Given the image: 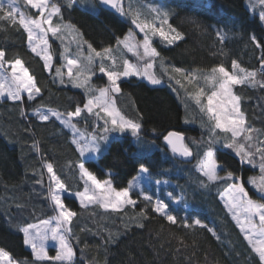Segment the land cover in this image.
<instances>
[{"label":"trees","instance_id":"obj_1","mask_svg":"<svg viewBox=\"0 0 264 264\" xmlns=\"http://www.w3.org/2000/svg\"><path fill=\"white\" fill-rule=\"evenodd\" d=\"M51 1L62 5L64 22L75 25L82 33L79 36L64 32L59 39L49 34L52 71L44 66L41 56L32 52L27 32L18 25L17 18L16 25L0 20V48L5 49L8 57L23 61L42 96L25 103L0 97V248L10 252L17 262L62 264L36 260L20 230L58 213L49 196L51 174L45 166L52 163L54 172L66 184L67 190L60 193L61 199L66 208L77 213L66 223L75 252L72 264H259L258 256L251 251L221 198L225 183L208 182L198 168V160L203 158L208 127L215 123L201 109V105L207 104V95L214 90V85L205 78L213 67L221 64L230 72L235 71L231 68L233 60L242 68L258 73L255 79L259 83L255 86L236 85L232 91L240 97L245 126L251 125L254 130L251 142L264 148V87L261 86L264 76L259 71L264 51L249 39L255 34L264 42V24L259 20L261 5L253 4V7L251 0H123L125 12L146 13L144 19L154 15L150 11L152 7L170 10L163 29L168 32L171 25L184 38L168 43L159 35L152 36V47L160 54L153 58L157 76L164 83L154 85L133 75L118 80L121 91L109 95L122 116L142 124V139L138 141L130 131L111 132L100 152H90L94 155L84 157L72 141L82 134L81 143H84L97 131L98 125L104 124L98 109L94 108L91 113L85 110L80 117L73 118L78 133L55 117L42 121L33 113L41 106L44 111L66 113L77 106L83 108L90 98L97 97L98 89L109 83L106 74L94 64V74L89 79L91 90L87 86L77 87L66 74L67 59H77L80 66L87 63L83 55L87 46L84 41L97 51L112 47L114 56H126L122 46L116 45V37L126 35L134 24L130 15L107 9L100 0H81L72 8L64 7V0ZM56 20L54 17V23ZM217 29L228 33L223 43L219 42ZM75 42L76 48H73ZM56 67L64 73L63 83L55 73ZM175 68L183 69L184 73H176ZM189 75L192 83L185 78ZM198 88L205 91L201 104L193 99ZM171 131L183 134L185 144L193 152L190 161L180 160L169 151L164 137ZM215 131L221 136L231 135L222 129ZM244 143L253 148L249 142L244 140ZM215 148L217 160L226 162L229 170L237 175L242 174L245 186L256 196L248 180L252 177L250 173H260L256 166L259 151L252 150L255 163L249 164L241 163L234 149L220 144ZM80 163L97 179L110 178L117 189L127 187L143 163L149 168V177L172 185L186 211L214 228L220 240L200 226L184 227L180 218L176 224L170 223L165 216L153 212L152 206L136 193L133 194L138 198L135 207L125 205L114 210L95 203L85 207L68 194L85 187ZM200 179L209 186L200 187ZM50 251L51 256L56 255V248Z\"/></svg>","mask_w":264,"mask_h":264},{"label":"snow or ice","instance_id":"obj_2","mask_svg":"<svg viewBox=\"0 0 264 264\" xmlns=\"http://www.w3.org/2000/svg\"><path fill=\"white\" fill-rule=\"evenodd\" d=\"M80 2L81 0H64V7L72 8ZM101 2L105 5H111L122 15H130L132 24L144 34L142 40H136L132 30H129L128 34L123 37H116V45H123L129 52L136 55L138 59H143L144 57L155 58L160 55L156 48L152 47V36L159 35L168 43H173L176 40H182L184 38L183 34L172 28L171 25H168V32L164 31L163 25L167 24L171 11L163 6L152 7L150 9L151 13L154 14L151 20H141L139 13L125 12L123 0H101ZM26 3L37 10L35 14L29 15L21 11L18 0H8L6 6L3 0H0V20H6L16 25V17L18 16V25L27 32V41L32 52L36 53L38 56L42 55L44 66L48 68L49 71H52V56L48 54V48L50 47L48 42L49 33L58 39L64 32H73L79 36H82V33L79 32V29H77L75 25L64 22L61 4H50L49 0H26ZM258 3L261 5L259 20L264 23V0H258ZM5 7H7V11H5ZM129 8H131L130 4ZM54 17L57 18L55 23ZM158 17L160 26L156 23ZM37 32L39 36H37ZM216 35L219 38V42L223 43L228 33L224 32L223 29H217ZM249 39L253 42L255 47L264 51V42L258 40L255 34H251ZM84 43L87 45L92 55L86 58L87 63L82 66H78L77 59H67L66 74L70 78V82L74 83L77 87L87 86V88L91 90V85L89 84L90 76L88 74H94L92 68L94 60L96 57H100L101 63L99 64V71L106 74L109 81L108 85L99 88V96L90 98L87 103L84 104L83 108L77 106L74 111L61 113L52 109H48L47 112H45L43 106H41L35 108L33 114L42 121H49L52 117H55L56 120L60 121L65 127L72 129L74 133H78L79 129L76 124L73 123V118L80 117L85 110L91 113L94 107L103 106V110L112 118L110 125L109 121L105 120L104 124L98 125L97 131H95L84 143H81V141L84 140L82 134L79 136V139H73L72 143L77 145L81 155L88 151L100 152L102 146L108 142L111 132L130 131L131 134L140 141L142 139L140 135L142 124L138 122V120H129L119 116V113L114 109H109L107 105H102V102L109 97L110 93H118L121 91V86L117 82L121 77L140 75L141 67L138 64H133L129 60L124 59L122 61V70H117L114 67L106 68L104 59L105 57L113 59L111 56L113 51L112 47H106L101 51H97L88 41H84ZM41 45H43V47H41ZM141 47L143 48L142 53L139 51ZM6 64H11L12 84L15 85L14 87L9 86L5 88L2 82L5 79L3 73L7 71L5 69ZM74 67H77L75 75L73 73ZM145 67L151 68L152 64L149 63ZM231 68L235 71L230 72L228 68L222 64L213 67L205 78L206 82H210L214 85V90L211 91L210 95H207V104L201 105V109L206 111L209 115V120L215 121V123L208 127V139L204 141L205 150L203 152V158L198 160V168L202 172L203 177L207 178L208 182L225 183V191L229 200L227 205L228 210L232 212L233 218L236 220L237 224H242L241 216H243L244 221L241 231L245 233L244 238L251 246V251L258 256L259 264H264V202L253 200L249 197L243 182H235L240 181L241 177H239L235 171L229 170L226 162H219L216 155L215 146L220 144L224 148L234 149L241 163L245 161L249 164L255 163L253 151L251 149L246 150L245 143L237 140V137L243 136L245 141H251L253 139L252 132L254 130L251 128V125L245 126L246 117L240 107V97L234 95L232 89L236 85L252 84L255 86V84L259 83L255 79L258 73L242 68L237 60L231 62ZM18 69L21 70L22 74H17ZM175 72L183 73L184 70L175 68ZM55 73L57 76L61 77V83H63L64 73L61 72V68L56 67ZM144 74L148 76L152 84L161 83L160 79L154 74L149 75L147 72ZM260 75L264 76V56H261L260 60ZM185 78L189 83L193 82L192 76L189 75ZM177 83H180V81L177 80ZM217 85L218 87H215ZM261 86L264 87V84H261ZM23 93H27V96L24 97L22 95ZM204 95V89L198 88L193 93V99H195L197 104H201V97ZM0 97L19 103L36 101L37 97H41L42 99L41 90L36 86L35 79L28 75L27 68L23 67V61L17 57H8L3 48H0ZM96 115L98 116L99 113H96ZM216 129H222L224 133H231V135H218L215 131ZM164 140L171 146L173 153H179L181 156L185 157L193 155V152L184 143L182 133L169 132L164 137ZM257 150L260 154V172L264 173V148H259ZM197 155H199V152H197ZM45 166L47 172L51 174L49 196L55 207L59 209L58 215L55 218L57 224L50 229V237L47 233L39 235V239L41 240L40 244L36 243V237L30 232V229L34 227L33 225L22 227L20 230L25 234L24 242L32 248L36 260H53L60 261L62 264H72L75 252L72 246L67 242L66 235L61 233V228L65 223H70L71 219L75 217L77 213L66 208L61 199L60 193L67 190L66 184L54 172L53 164L46 163ZM139 167L142 172H149V168L143 163H140ZM79 168L83 176L86 177L85 187L83 191L76 192L74 195L80 198L81 203L84 204L85 207H87V204L92 203L99 204L104 208L111 207L114 210H120L125 205L135 207L137 201L131 197V189L137 186L134 182H130L127 187L117 190V188L113 187L111 179L103 181L97 179V177L85 167L84 163H80ZM221 172H223L224 175H220L219 173ZM111 175L113 174L109 173V176ZM37 182L39 183L40 181ZM162 182L166 181H157V183ZM248 182L256 186L261 193H264V175L261 176L259 182H257L255 177L249 178ZM198 183L202 188H207L209 186L203 179L198 180ZM139 194L143 196V200L147 202L148 205L152 206L153 212L165 216L167 221L172 224L177 223V217L168 211V204L159 199L153 201V197L147 194L142 187ZM169 195L171 196L172 193H169ZM141 215H144L143 211ZM257 216L259 217V223H257L255 219ZM44 223L48 224L49 222L44 221ZM194 226H200L206 229L217 240L221 238L214 228L209 227L207 224H203L200 219H195L192 223L184 224L186 228H192ZM67 231H70V229L65 227L64 233ZM49 238L59 240L60 250L57 251L55 256H49L45 249L44 241ZM0 261H3L4 264H27L26 261L17 262L12 257L11 253L3 248H0Z\"/></svg>","mask_w":264,"mask_h":264},{"label":"rangeland","instance_id":"obj_3","mask_svg":"<svg viewBox=\"0 0 264 264\" xmlns=\"http://www.w3.org/2000/svg\"><path fill=\"white\" fill-rule=\"evenodd\" d=\"M251 1H252V5H253V4H254V5H260V4L258 3V0H251ZM3 2H4V4H5V6H6L7 3H8V0H3ZM18 3H19V5H20V9H21V11H24L26 14L32 15V14H35L36 11H37L36 9H33L30 5L27 4V3H26V0H18ZM49 3L51 4L52 1L49 0ZM249 5L251 6V4H249ZM5 11H7V7H5ZM260 12H261V10H259V13H260ZM145 15H146V13H145L144 15L139 14L140 19H141V20H144V16H145ZM16 18L19 20V17H18V16H17ZM147 19H148V20H151V17H148ZM156 23H157L158 26H160V20H159V17L157 18ZM263 24H264V23H263ZM164 25H165V24H164ZM164 25H163V26H164ZM131 30L133 31L136 40H142V39H143L144 34L141 33V32L139 31V29H137V28L135 27V25H134V28L131 29ZM36 34H37V36H39V33H38V32H37ZM49 34H50V33H49ZM127 34H128V33H127ZM127 34H126V35H127ZM48 36H49V35H48ZM151 39H152V37H151ZM48 42H49V39H48ZM49 44H50V43H49ZM76 44H77V43L75 42L74 45H73V48H76V47H75ZM121 46H122L123 50L125 51L126 56L118 58V57L114 56V55L111 53V56L113 57V59H109V58H107V57H105V59H104V64H105V67H106V68L114 67V68H116L117 70H122V61H123L124 59H127V60H129L131 63H133V64H138V65L141 67V74H140V75H134V76L141 77V78L145 79L146 81H148L149 83H151V82H150V80L148 79V76L144 74L145 72H147L149 75H153V74H154V75L158 78V76H157V68H156V65L154 64V59H153L152 57H144L143 59H138L137 56L134 55L132 52H129V51L127 50V48H124L123 45H121ZM41 47H43V45H41ZM70 48H71V47H70ZM84 50H85L84 53H83L84 57L87 58L89 55H92V53L90 52V50L88 49L87 46L84 48ZM38 51H39V49H38ZM139 51L142 53V52H143V48L141 47V48L139 49ZM48 54H50L49 48H48ZM41 57H42V55H41ZM70 59H72V58H70ZM114 61H115V63H114ZM100 63H101L100 57H96L95 60H94L93 65H94V64H97V65L99 66ZM149 63L152 64V67H151V68H146L145 66H146L147 64H149ZM78 66H80V65H79V61H78ZM23 67H24V66H23ZM24 68H25V67H24ZM66 68H67V65H66ZM161 68H162V67H161ZM5 69H6L7 71H5V72L3 73L5 79H4L2 82L4 83L5 88H8L9 86L14 87L15 85L12 84V68H11V64H7V65H5ZM162 69H163V68H162ZM76 72H77V67H74V68H73V73H74V75L76 74ZM183 73H184V72H183ZM17 74H22L21 70L18 69V70H17ZM28 75H29V74H28ZM29 76H30V75H29ZM89 76L91 77L92 74L89 75ZM122 78H126V77H121V79H122ZM158 79H160V81H161V83H159V84L164 83V80H162L161 78H158ZM151 84H152V83H151ZM211 84H212V83H211ZM155 85H158V84H155ZM24 94L27 95V93H23L22 95H24ZM98 96H99V95H98ZM98 96H97V97H98ZM102 105H107V107H108L109 109H114L117 113H119V116H122V115L120 114V112L117 110V108L115 107L114 103L109 99V97H107V98L102 102ZM94 108H96V109H98V110L100 111L101 115L103 116V121L108 120V121H109V125H110V122H111V119H112V118L109 117V116L107 115V113L103 110V106H101V107H94ZM94 108H93V109H94ZM45 112H47V111H45ZM122 117H124V116H122ZM124 118H125V117H124ZM125 119H127V118H125ZM243 139H244L243 136H241V137H237V140L240 141V142H242V143H244V140H243ZM86 141H87V140H86ZM248 142L250 143L251 146H253V148H251L250 146H249V147H246L247 144H245V149H246V150L251 149V150H253V151H256L257 149H259V148L254 144V141H253V142H251V141H246V143H248ZM247 146H248V145H247ZM90 152H91V151L85 152V153L83 154V156H84V157H89V156H91V155H94V154H92V153H90ZM95 153H96V152H95ZM257 154H258V160H259V161L256 163V166H257V168L260 170V168H259V164H260V154H259V152H258ZM81 172H82V171H81ZM219 174H220V175H224L223 172H221V173H219ZM250 174H251L252 177H255V178H256L257 182H259L261 176L264 175V173H261V172L258 173V174H257V173H250ZM238 176L241 177V180H240V181H235V182H237V183H239V182H243L242 174H239ZM82 177H83V181H84V184H85L86 177H84L83 174H82ZM106 179H110V178H106ZM106 179H104V180H106ZM101 181H103V180H101ZM157 181H158V180H152V179L149 177L148 172H142V171L139 169L137 175H136L135 177H133V178L129 181V183H130V182H134V183L137 185L136 187H133V188L131 189V197H132V199L138 201V198H137L136 196L133 195L134 193L138 194V196H139L140 198H143V196L139 194V193H140V189H141V187H142L143 189H145V191L147 192V194H149V195H151V196L153 197V201L159 199V200L163 201L164 203L168 204V206H169V207H168V211H169L170 213H172L173 215H175V216L177 217V219L180 218L182 222H184V223H192L195 219H198L197 217L190 215V214L186 211V209H185L186 206H184V205L181 203L180 196L176 193V191L174 190V188H173L172 185H169L167 182L157 183ZM162 181H163V180H162ZM129 183H128V184H129ZM243 184H244V182H243ZM127 186H128V185H127ZM250 186H251L252 189L254 190L256 196L253 195V194H251V192L249 191V189H248V188L245 186V184H244V187H245L246 191L248 192L249 197H251L253 200H257V201L264 202V193H261V192L259 191V189H258L256 186H254L253 184H251V183H250ZM83 190H84V189H83ZM83 190H82V191H83ZM117 190H119V189H117ZM74 193H76V192H74ZM74 193H73V192H68L69 195L74 196V197H75V198L81 203L80 198L77 197L76 195H74ZM169 193H172V195L170 196ZM221 198H222V200H223L225 206L227 207V205H228V203H229V200H228V196H227L226 191H224V192L222 193ZM109 208H111V207H109ZM69 210H70V209H69ZM227 210H228V207H227ZM58 211H59V209H58ZM228 211H229V210H228ZM229 213H230V215H231L232 218H233V214H232V212L229 211ZM57 215H58V213H56V214L53 216V218L48 219V220H45V221H48V222H49L48 224H45L44 221H43V222H41V223H39V224L33 225L34 227H33L32 229H30L31 234H32L33 236L36 237V243H37V244H40V243H41V240L39 239V235H40V234L47 233V234L49 235V237L51 236V231H50V229H51L52 227H54V226L57 224V220L55 219V218L57 217ZM233 219H234V218H233ZM255 219H256L257 223H259V217L257 216ZM234 221L236 222L235 219H234ZM241 221H242V224H237V222H236V224L238 225V227L240 228V230H241V227H242V225H243V221H244L243 216H241ZM202 223H203V222H202ZM203 224H205V223H203ZM65 227L68 229V226H66V223H65V225L61 228V233L66 235V237H67V242L70 244L69 239H68V233H67V232L64 233V228H65ZM242 233H243L244 236H245V233H244V232H242ZM26 245H27V247L31 248L28 244H26ZM44 245H45V249H46V251L48 252V255H49V256H51V254H50V253H51L50 248H56L55 254L57 253V251L60 250V243H59V240H53V239H50V238H49V239H47L46 241H44ZM31 249H32V248H31ZM0 264H4V262H3V261H0Z\"/></svg>","mask_w":264,"mask_h":264},{"label":"water","instance_id":"obj_4","mask_svg":"<svg viewBox=\"0 0 264 264\" xmlns=\"http://www.w3.org/2000/svg\"><path fill=\"white\" fill-rule=\"evenodd\" d=\"M100 3L102 4V6H104V7L107 8V9H110V10H116V9H114L111 5H105V4H103V3L101 2V0H100ZM171 132H178V133H181V132H179V131H171ZM183 137H184V136H183ZM165 143H166V145H167L169 151H170V152H171L176 158H178V159H180V160H184V161H190V160H191L192 156H190V157H185V156H181L179 153H173V152H172V149H171V146L168 145L166 141H165ZM184 143H185V142H184Z\"/></svg>","mask_w":264,"mask_h":264},{"label":"built area","instance_id":"obj_5","mask_svg":"<svg viewBox=\"0 0 264 264\" xmlns=\"http://www.w3.org/2000/svg\"><path fill=\"white\" fill-rule=\"evenodd\" d=\"M259 71H260V69H259Z\"/></svg>","mask_w":264,"mask_h":264}]
</instances>
